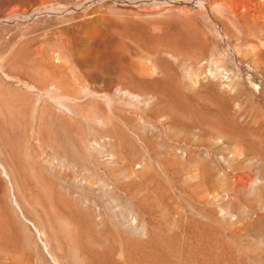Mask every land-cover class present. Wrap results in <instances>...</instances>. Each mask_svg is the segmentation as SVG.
I'll list each match as a JSON object with an SVG mask.
<instances>
[{
    "label": "rangeland",
    "instance_id": "obj_1",
    "mask_svg": "<svg viewBox=\"0 0 264 264\" xmlns=\"http://www.w3.org/2000/svg\"><path fill=\"white\" fill-rule=\"evenodd\" d=\"M0 264H264V0H0Z\"/></svg>",
    "mask_w": 264,
    "mask_h": 264
},
{
    "label": "bare ground",
    "instance_id": "obj_2",
    "mask_svg": "<svg viewBox=\"0 0 264 264\" xmlns=\"http://www.w3.org/2000/svg\"><path fill=\"white\" fill-rule=\"evenodd\" d=\"M161 67V66H160ZM146 75V74H145ZM133 80V79H132ZM98 86V85H97ZM54 89V88H53ZM195 91H196V89H195ZM200 92H201V90H200ZM200 95V94H199ZM196 108V107H195ZM199 110V109H198ZM48 113V112H47ZM52 113V112H51ZM123 113V112H122ZM151 113V112H150ZM53 114V113H52ZM26 116V115H25ZM158 116V115H157ZM57 117V116H56ZM5 118V117H4ZM149 118V117H148ZM73 124V123H72ZM184 124H185V121H184ZM39 126V125H38ZM52 126H54V125H52ZM63 126V125H62ZM64 126H65V124H64ZM118 127H119V125H118ZM48 128V127H47ZM65 128H67V126H65ZM64 127H63V130L65 129ZM38 130V129H37ZM62 130V131H63ZM66 130V129H65ZM64 130V133H66V131ZM74 130V129H73ZM31 131V130H30ZM198 131V130H197ZM52 132V131H51ZM55 133V132H54ZM217 133V132H216ZM116 134V133H115ZM40 135V134H39ZM112 135V134H111ZM38 136V135H37ZM60 136V135H59ZM63 136H65V135H63ZM66 136H68L67 134H66ZM80 136V135H79ZM212 136V135H211ZM179 137H181L180 135H179ZM188 138V137H187ZM39 139V138H38ZM135 139V138H134ZM162 139V138H161ZM214 139V138H213ZM176 140H178V139H176ZM83 141V140H82ZM145 141V140H144ZM37 142V141H36ZM41 142V141H40ZM52 142V141H51ZM158 142V141H157ZM47 143V142H46ZM89 143V142H88ZM41 144V143H40ZM56 144H57V142H56ZM75 144V143H74ZM193 144V143H192ZM43 146H44V144H42ZM62 145V144H61ZM85 145V144H84ZM237 145V144H236ZM64 146H65V144H64ZM68 146V145H67ZM75 146V145H74ZM230 146V145H229ZM66 147V146H65ZM161 147V146H160ZM240 147V146H239ZM40 148V147H39ZM53 148H54V146H53ZM85 148H86V146H85ZM175 148V147H174ZM173 148V149H174ZM188 148V147H187ZM233 148V147H232ZM5 149H6V147H5ZM124 149V148H123ZM170 149V148H169ZM180 149V148H179ZM65 150V149H64ZM77 150V149H76ZM89 150V149H88ZM235 150V149H234ZM29 151V150H28ZM66 151V150H65ZM193 151V150H192ZM227 151V150H226ZM59 152V151H58ZM63 152V151H62ZM77 152V151H76ZM224 152V151H223ZM243 152V151H242ZM151 153V152H150ZM66 154V153H65ZM122 154V153H121ZM188 154H190V153H188ZM187 154V155H188ZM260 154V153H259ZM90 155V154H89ZM206 155V154H205ZM225 155V154H224ZM241 155V154H240ZM242 155H243V153H242ZM43 156V155H42ZM57 156V155H56ZM73 156H74V154H73ZM91 156V155H90ZM134 156V155H133ZM150 156V155H149ZM165 156V155H164ZM163 156V157H164ZM151 157V156H150ZM177 157V156H176ZM209 157V156H208ZM213 157V156H212ZM236 157V156H235ZM234 157V158H235ZM91 158H92V156H91ZM186 158V157H185ZM188 158H189V156H188ZM242 158V157H241ZM260 158V157H259ZM64 159H66V158H64ZM63 159V160H64ZM162 159V158H161ZM209 159V158H208ZM229 159V158H228ZM240 159V158H239ZM257 159V158H256ZM61 160V159H60ZM67 160V159H66ZM187 160V159H186ZM185 160V161H186ZM202 160V159H201ZM206 160V159H205ZM81 161V160H80ZM150 161V160H149ZM151 161H152V159H151ZM155 161V160H154ZM204 161V160H203ZM127 162V161H126ZM182 162H184V161H182ZM208 162V161H207ZM260 162V161H259ZM57 163V162H56ZM125 163V162H124ZM158 163V162H157ZM160 163V162H159ZM82 164V163H81ZM120 164V163H119ZM119 164H118V166H119ZM185 164V163H184ZM227 164H228V162H227ZM226 164V165H227ZM250 164V163H249ZM95 165V164H94ZM201 165H203V164H201ZM213 165H215V164H213ZM104 166V165H103ZM142 166V165H141ZM221 166V165H220ZM195 167V166H194ZM255 167V166H254ZM150 168V167H149ZM173 168V167H172ZM189 168V167H188ZM145 169V168H144ZM184 169V168H183ZM253 169V168H252ZM251 169V170H252ZM107 170H108V168H107ZM153 170V169H152ZM194 170V169H193ZM215 170V169H214ZM225 170V169H224ZM115 171V170H114ZM144 171V170H143ZM149 172V171H148ZM242 172V171H241ZM134 173V172H133ZM141 174V173H140ZM224 174V173H223ZM193 175V174H192ZM206 175H207V173H206ZM123 176V175H122ZM133 176V175H132ZM191 176V175H190ZM107 177V176H106ZM126 177V176H125ZM130 177V176H129ZM174 177V176H173ZM188 177V176H187ZM263 177V176H262ZM195 179V178H194ZM227 179V178H226ZM246 179H248V178H246ZM130 180V179H129ZM128 180V181H129ZM207 180V179H206ZM243 180V179H242ZM109 181V180H108ZM192 181V180H191ZM197 181V180H196ZM234 181V180H233ZM208 182V181H207ZM239 182H241V180L239 181ZM110 183V182H109ZM187 183H188V181H187ZM223 183V182H222ZM234 183V182H233ZM225 184V183H224ZM239 184V183H238ZM186 185V184H185ZM230 186V185H229ZM207 187V186H206ZM222 187H224V186H222ZM227 187V186H226ZM113 188V187H112ZM184 188V187H183ZM227 189V188H226ZM231 189H233V187H231ZM238 189V188H237ZM243 189V188H242ZM115 190V189H114ZM117 190V189H116ZM115 190V191H116ZM120 190V189H119ZM185 190V189H184ZM194 190V189H193ZM236 190V189H235ZM127 191V190H126ZM242 191V190H241ZM208 192V191H207ZM223 192V191H222ZM118 194V193H117ZM77 195V194H76ZM216 195V194H215ZM236 195V194H235ZM79 196V195H78ZM191 196V195H190ZM214 196V195H213ZM238 196V195H237ZM81 197V196H80ZM219 197V196H218ZM237 198V197H236ZM208 200H209V198H208ZM207 200V201H208ZM219 200V199H218ZM227 200V199H226ZM235 200V199H234ZM240 200V199H239ZM170 201H172V200H170ZM200 201V200H199ZM215 201V200H214ZM213 201V202H214ZM241 201V200H240ZM196 202V201H195ZM96 203V202H95ZM228 203V202H227ZM200 204V203H199ZM208 204V203H207ZM215 204V203H214ZM231 205V204H230ZM229 207V206H228ZM225 208V207H224ZM102 211V210H101ZM193 211V210H192ZM205 211V210H204ZM105 212V211H104ZM193 213V212H192ZM99 214V213H98ZM143 214V213H142ZM213 214V213H212ZM106 215V214H105ZM103 216V215H102ZM225 217V216H224ZM138 219V218H137ZM107 220V219H106ZM197 220V219H196ZM213 221V220H212ZM138 222V221H137ZM181 222V221H180ZM185 223V222H184ZM195 223V222H194ZM136 224V223H135ZM134 224V225H135ZM180 224V223H179ZM222 224V223H221ZM101 225H102V223H101ZM113 225H114V223H113ZM213 225V224H212ZM123 226V225H122ZM137 226V225H136ZM126 227V226H125ZM143 227V226H142ZM215 227V226H214ZM115 228H117L116 226H115ZM128 228V227H127ZM141 228V227H140ZM144 228V227H143ZM209 229H211V228H209ZM213 229V228H212ZM138 231V230H137ZM130 232V231H129ZM134 233H135V231H134ZM136 241V240H135ZM136 243V242H135Z\"/></svg>",
    "mask_w": 264,
    "mask_h": 264
}]
</instances>
